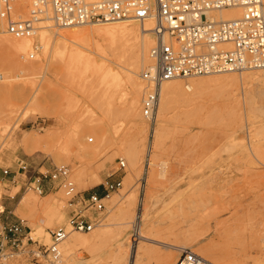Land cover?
Returning a JSON list of instances; mask_svg holds the SVG:
<instances>
[{
	"label": "rangeland",
	"instance_id": "obj_1",
	"mask_svg": "<svg viewBox=\"0 0 264 264\" xmlns=\"http://www.w3.org/2000/svg\"><path fill=\"white\" fill-rule=\"evenodd\" d=\"M114 25L139 28L136 22L102 26ZM90 28L96 27L64 28L57 35L47 30V43L36 52L32 48L39 41L34 33L31 49L16 57L18 63L40 66L30 75L21 72L20 64L5 67V53L0 49V209L9 203L12 219L22 220L29 236L45 245L50 243V232L58 228L85 238L96 231L104 233L100 244L78 247L67 256L61 246L60 264H112L111 250L118 240L124 244L125 255L137 244L149 251L140 264H160L161 256H168L162 263L174 264L181 248L205 255L214 264L226 259L255 264L264 259V115L255 112L254 102L245 101L254 88L252 82L243 81L239 73L178 79L190 101L172 107L155 145V123L151 127L141 118L122 117V83L112 89L110 104H103L96 75L89 74L91 84L82 77L66 76L58 58L47 55L58 34ZM90 42L84 38L83 44L93 50ZM138 42L125 50L90 54L97 67L121 74L139 54ZM31 52L34 56L28 58ZM144 62L141 68L147 65ZM188 84L192 89L185 88ZM30 94L40 98L39 111L46 117L31 114ZM29 136L40 138L41 147H26L22 139ZM119 161L124 162V171H116ZM59 165L69 168L77 193L74 209L86 206L88 193L104 197L105 183L122 179L121 187L103 200L102 210H87L96 223L89 233L67 228L71 209L57 182L43 179L44 192L34 190L40 173ZM47 194H56L54 204L60 213L49 218L39 208L26 212L29 219H23L16 212L23 195L40 203ZM137 217L144 220L141 234L156 243L134 240ZM206 249L221 261H213Z\"/></svg>",
	"mask_w": 264,
	"mask_h": 264
},
{
	"label": "built area",
	"instance_id": "obj_2",
	"mask_svg": "<svg viewBox=\"0 0 264 264\" xmlns=\"http://www.w3.org/2000/svg\"><path fill=\"white\" fill-rule=\"evenodd\" d=\"M25 1L0 0L4 32L16 38L33 35L36 23L48 10L53 26L59 28L153 17L155 44L150 56L154 62L140 73L141 114L148 122L156 114L163 82L264 69V0H28L27 5ZM21 5L28 12L26 19L18 14ZM227 9L234 10L237 16L223 20L219 13ZM124 167V162L119 161L116 171H124ZM43 179L57 182L68 197V227L76 232L91 231L96 223L87 210H102V195L88 193L86 206L74 209L77 193L67 166H53L40 173L34 187L38 194L45 190L40 183ZM121 180L118 177L106 182L104 195L119 189ZM66 235L65 229H55L50 232V243L45 245L29 236L22 220H0V264H59V244ZM174 264L213 263L183 248Z\"/></svg>",
	"mask_w": 264,
	"mask_h": 264
},
{
	"label": "bare ground",
	"instance_id": "obj_3",
	"mask_svg": "<svg viewBox=\"0 0 264 264\" xmlns=\"http://www.w3.org/2000/svg\"><path fill=\"white\" fill-rule=\"evenodd\" d=\"M25 3L27 5L28 0H26ZM25 12H26V14L23 17L22 15ZM18 14L20 15L21 19H26L28 17V12H27V10H24L22 5L20 6V10H19ZM219 16L223 20H228V19H232L233 17L237 16V14L235 13L234 10L227 9V10L221 11L219 13ZM127 22L138 23V25H139L138 31L132 27H127V26H119V25H117V26H115V25L114 26H102V25H108V24H118V23H127ZM154 23H155L154 18L149 17L148 19H145L143 21H132V20L128 21V20H126V21H122V22H114V23H107V24H100V25H84V26H89V27L92 26V27H96V28H90L91 30L85 29L84 31H80V30L79 31H68L66 33L58 34V38L53 40L52 47H50V49L47 51V55H51V53H52L55 55V57L58 58V61L60 62V65L63 68L66 76H71L73 78L82 77L86 83H90L91 79H89V74L93 73L94 75H96L97 76L96 78L99 82V85L102 88L100 90V98H101V101L103 102V104H105V103L110 104V102L112 101L111 97L113 96L112 95V93H113L112 89L117 87L118 85H120V83H122V86L120 87L122 90V94H121V97H122V99H121V115H122V117L125 120H133V121H134V118H141L146 123H148V125H151V127H153L154 123H155V128H154L155 137H154V139H155V145H157L160 141L161 136H162V132L164 129V125L166 123L167 115L170 112V110L172 109V107L176 103H179V102H189L190 98L184 94V92L180 86V83L178 82V79H180V78H174V79H171L169 81L162 83V85L160 87V95H159V102H158L157 111H156V114H155V116L151 122H148L146 119L143 118V116L141 114V106H140V110H139L138 100L140 97V93L141 92L143 93V83H142V80H139V78H138V77H140V74L138 76V70L140 68V69H142L141 71H143L145 68L151 66L154 62L150 56V52H151V50L155 44V35H154V32L152 31V29L155 25ZM97 26H101V27H97ZM4 27H5V21L0 19V49H2V51H4V53H5V56L2 58V64L5 67H10V68L15 67L16 65L20 64V65H22L21 66V72L23 71V73H26L27 75H30L34 71L39 70V68H40L39 65L34 66V65L18 63V61H17L18 58L16 60V57L18 56V54L24 55L27 50L31 49L32 36L34 34L30 35V36L23 37V38H16V37H13L12 35L4 32ZM60 29H64V28H59V27L53 26V23L51 21V11L48 10V13L45 16H43L41 18V20L38 23H36V25H35L34 33H35V35L38 34L36 37L38 38V41H39L38 44L39 45H35L34 48H32L33 51L36 52L39 49H42V50L44 49V47H42V46L47 43V30H50L56 34ZM138 35L140 37L139 40H138ZM84 38H86V39L90 38L91 39L92 42H90V43L93 44V50H89L87 47L84 46V44H83ZM137 41H139L138 42L139 54L134 57L133 61L130 63V65L128 67H125L124 69H122L123 72H121V74L113 72L108 68L102 69V66L97 67L98 65L96 66V63L90 54V52L96 53V54L106 53V50L109 52L110 50L112 51L113 49L125 50L126 48L133 45L132 43H137ZM136 48H137V46H136ZM34 52L27 54L28 58L30 55L33 58ZM87 53H89V54H87ZM103 55H100V56L103 57ZM140 59H142V62L145 61L144 63L145 64L147 63V65H145V66L143 65V67L141 68L142 62L140 63ZM249 71H259V72L256 74V73L249 72ZM227 73L228 74L239 73V75H240L239 77L243 81L252 82V84L254 85V88L252 91H250V92L248 91L246 93L247 95L245 94L246 95L245 101L247 100L248 102L249 101L254 102L255 103V106H254L255 112L257 114L264 115V75H262V73H264V69H252V70H243L241 72H227ZM227 73H219V74H215V75L202 76V77H208V79H211V77L224 75ZM82 78H81V80H82ZM90 78H91V75H90ZM191 78H193V77H191ZM187 79H189V78H187ZM81 82L82 81H80V83ZM10 86H8V87H10ZM184 86H185V88H187V90L192 89L189 84L184 85ZM195 86H196V84L192 83V87H195ZM82 87L84 89L83 85H82ZM6 90H9V89L6 88ZM141 96H142V94H141ZM29 97H30L29 98V101H30L29 106H31V108H32V109H30L31 114L39 115L41 117L42 116L46 117L45 112L39 111V99L40 98H36L33 95H31ZM27 102H28V98H27ZM9 110L11 112V109H9ZM10 112H8V113H10ZM9 137H10V135H8V138ZM134 139H132V140H134ZM88 141L91 142L92 139L88 138ZM42 142L43 141L36 136H29V137H25L22 139V143L26 147H30L33 150L41 147ZM129 145H131V144H129ZM128 150L129 151L132 150V147L128 148ZM147 150H150V149H147ZM151 150H152V148H151ZM129 151H128V153H130ZM253 153L256 154V151ZM133 159H135V158H133ZM54 195L56 196V194H54ZM54 195L53 194H47L44 197L45 200L43 199L44 202H40V203L39 202L37 203L36 201L30 200L28 195H25V196L23 195L18 202L16 212L18 214H20L21 216H23V219H29V216L27 215L26 212H28V211L34 212L35 210L41 208L43 210H46V214H48L47 216L50 218L54 214L56 215V214L60 213V210L55 207L54 203L56 201L54 199L55 198ZM108 198H109V195L104 196L103 200H106ZM140 205H141L140 206L141 209H143L144 202L141 201ZM140 221L143 222L144 221L143 218H140V220H139V218L137 217L133 223V236H135L134 240L138 241V239H140L137 243H139L140 241L148 242V243H154V242L156 243L155 240L141 234V232L139 230ZM67 228L70 229L68 227V225H67ZM91 231H89V232H91ZM89 232H83V233H89ZM66 233H68L67 230H66ZM49 237H50V234H49ZM119 238L120 237H118V239ZM47 239H48L47 237L44 238L45 241ZM104 239H105V235L101 231H96V232L92 233L90 235V237H86V238L79 236V235H76V234L68 233V235H66L65 238L59 244V251H60V262H59V264L61 263V257H62L61 246H62V250H64V252L67 256V255L71 254L78 247L87 248V249L93 248L96 245L103 242ZM49 242H50V240H49ZM46 244H48V243H46ZM159 244H161V245L163 244L164 247H166V248H168V247H170L171 249L172 248H174V249L178 248L176 245L166 244L164 242H159ZM123 247H124L123 242L121 240H118L117 244H115L114 247L112 248V250H111L112 254L110 256V258L112 259V264H124V262H125V264H140V260L144 259L145 256L149 252L148 250H144L141 245L137 244V245H134V248H132L130 250V252H128L125 255ZM181 249H183V248H181ZM181 249H179V251ZM206 251H208V250L206 249L205 252ZM209 253H210L209 255L211 256L213 261H215V262L221 261L220 257L217 256V254L215 252L210 251ZM167 257L168 256H161L158 258L157 261L160 264H164L162 262H164ZM204 257H202V258H204L205 260L212 263V261H210L205 255H204ZM168 263L170 264V262H168ZM219 263L220 264H246L242 261H239V259L238 260H236V259L227 260L226 259V261L219 262ZM255 264H264V259L259 260Z\"/></svg>",
	"mask_w": 264,
	"mask_h": 264
},
{
	"label": "crops",
	"instance_id": "obj_4",
	"mask_svg": "<svg viewBox=\"0 0 264 264\" xmlns=\"http://www.w3.org/2000/svg\"><path fill=\"white\" fill-rule=\"evenodd\" d=\"M0 196H1V188H0ZM12 196V195H11ZM1 198V197H0ZM3 207V208H2ZM11 206L9 203H5L1 206V209L0 211H3V212H6L5 215L1 214L0 217L2 216V218H0V220L2 221H5V222H8V223H14L16 222L17 220H13L12 217L10 216L11 214ZM2 212V213H3Z\"/></svg>",
	"mask_w": 264,
	"mask_h": 264
}]
</instances>
